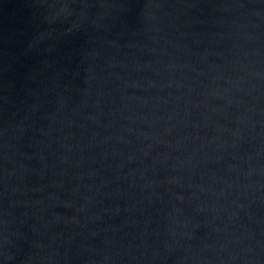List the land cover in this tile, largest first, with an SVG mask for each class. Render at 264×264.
Masks as SVG:
<instances>
[{
  "label": "water",
  "instance_id": "obj_1",
  "mask_svg": "<svg viewBox=\"0 0 264 264\" xmlns=\"http://www.w3.org/2000/svg\"><path fill=\"white\" fill-rule=\"evenodd\" d=\"M0 264H264V0H0Z\"/></svg>",
  "mask_w": 264,
  "mask_h": 264
}]
</instances>
